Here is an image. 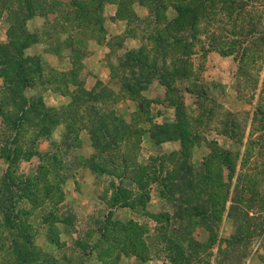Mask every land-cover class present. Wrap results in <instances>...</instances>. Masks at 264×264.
Wrapping results in <instances>:
<instances>
[{"label":"rangeland","instance_id":"1","mask_svg":"<svg viewBox=\"0 0 264 264\" xmlns=\"http://www.w3.org/2000/svg\"><path fill=\"white\" fill-rule=\"evenodd\" d=\"M104 1L33 3L48 15L37 31L27 26L32 35L24 42L42 39L49 51L66 54L71 45L74 64L59 70L44 55L25 51L43 66L40 77L36 62L29 64L33 85L25 95L32 102L42 99L46 107L40 109L58 124L46 131L27 123L16 131L0 114V143L19 154L14 161L0 158V187L8 188L6 202L0 195L5 206L0 207V264H264V0H213V7L211 0H184L200 10L210 6L193 39V54L177 55L185 65H175L159 51L161 44L177 42L164 32L177 10L167 0H120L128 36L141 40L139 50L121 53L123 35L108 41L111 53L120 55L111 79L123 83L120 92L103 82L87 90L79 78L88 39L105 38L96 24L98 16L103 20ZM135 1L145 5L146 16L135 13ZM25 2L0 0V87L9 75L4 63L11 59L1 46L11 50L13 14ZM62 32L70 37L64 39ZM190 34L181 33L183 40L192 42ZM137 55L149 61L137 62ZM154 66L174 73L175 67L186 68L188 75L147 97L142 90L147 79L137 78L157 73ZM71 83L80 87L74 93ZM52 92L66 100L51 105L45 97ZM4 95L0 89V99ZM96 95L106 99L89 101ZM127 96L139 110L125 118L115 106ZM161 96L175 113L158 123L152 103L161 102ZM1 111L9 116L13 105L1 104ZM112 113L126 127L107 117L101 147L92 140L93 154L86 157L84 129L91 135V124L99 127L100 118ZM181 120H189V127L180 126ZM181 127L196 136L186 152ZM81 169L91 173L78 174Z\"/></svg>","mask_w":264,"mask_h":264},{"label":"trees","instance_id":"2","mask_svg":"<svg viewBox=\"0 0 264 264\" xmlns=\"http://www.w3.org/2000/svg\"><path fill=\"white\" fill-rule=\"evenodd\" d=\"M34 1H38V0H26L25 2L26 6L23 5L21 7L22 9H19V14H13L14 21L12 22L11 27H13V33L15 34V39H13L14 41H11V50L7 49V47L5 46H1V48H3L2 51L5 52V54H7L9 58L11 59L9 60V63H4L7 66V68L9 67L7 70V73H9V75L3 74L5 75L4 76L5 83L2 87H0V89L4 92L5 95L3 98L0 99V105L1 104L13 105L14 112H11V111L8 112L9 116H7L3 111H1L0 114L2 115L3 118H5L6 116L7 119H9V122L13 124V129H15L16 131L21 130L22 127L24 128V126L27 123L28 124L34 123V126L35 125L43 126V128L46 129L47 131L49 127H51V125L53 124L56 125L59 122V121L53 120L52 118H49V114L43 111L44 109L42 110L40 109L41 107H46L42 99L40 101L32 102L25 95V89L33 85V78L31 77L32 71H30L31 69L28 68L29 64H31V62H34V61L36 62L35 63L36 65L35 73L38 72L40 77H42V71H43V66L41 65V59L35 58V57H30V58L25 57V49L29 45H31L32 43H35L38 40L37 38H35L33 39V41L24 42L25 39L31 37L32 35L31 33L29 34V31L27 30L28 20L37 14L43 15L45 17L48 15V12H45L42 9L38 11V9H36V4H33ZM167 2L171 4L177 10L178 15L175 20L166 22V27H165L164 32H166L167 37H170L177 42L172 46L170 43H167L166 47L163 44H161V46L159 47V51H161L164 59H166L167 57H171V59L174 60L173 62L175 63V65L176 63H179V62L185 65L186 62H184L177 55L188 56L190 54H193V51L190 52L191 48L193 49V46H194L193 39H197V35L199 34V23L201 19L204 17L205 18L209 17L208 13H210L209 11L210 6L207 5L205 7H202L200 10L197 7H195L194 1H191L192 3L188 6L183 3L184 0H167ZM199 5L201 4L199 3ZM214 5L215 4L213 0H211V7H213ZM102 7L103 5L101 6L99 13H102V9H103ZM96 11H98L97 8H96ZM91 19L92 17H90L88 21L90 22ZM97 21L98 23L96 24H99L103 27V20L101 19V17L98 16ZM77 28L80 29L82 28V26H78ZM89 28H91L90 25H89ZM100 29L101 31H103V28L100 27ZM183 32L192 33L190 34V38H191L190 40H192V42L191 41L188 42L187 39L183 40L184 38H182V35H181V33ZM160 39L164 41L166 38L162 34L160 36ZM18 40H21V42H17ZM185 41L186 43H184ZM168 48H170L171 51L168 50ZM135 60L137 62L138 61L143 62L145 60L149 61V57H146V59H144L137 55L135 56ZM156 68H157L156 66L153 67V69H156ZM157 69L159 70V68ZM158 70H157V73L153 72L152 75L150 73H149L150 75H148L147 73L139 75V77L137 78L138 80L140 78L147 79L142 90H145L153 79H158L163 85H165L167 88L170 89L173 83L175 82L176 77H179V76L187 77L188 75V71L186 68L178 69L175 67L176 73L166 72V69H162V70L160 69L162 72H159ZM133 79L137 80L136 77H134ZM124 86H125V89L132 88L131 85L129 84L127 85L125 84ZM86 93L88 96H91L90 94L92 92H86ZM102 99H106V95L104 96L96 95L94 98H91L89 101L98 103ZM107 117H110L112 121L118 122L122 126L126 127V123L123 120H119L117 118V115H115L114 113L109 114L108 116L106 115V117L104 116L100 118L99 127L96 126L93 122L91 124L93 128L91 127L90 133L92 136L93 145L97 149L98 147H101L99 134L103 132L104 128L106 129L108 125ZM69 124L71 123L69 122ZM184 125H187V127H189L190 125L189 120H186V122L181 120L180 126L183 127ZM182 127L179 128L178 132H180L179 137L182 139L183 146L185 148L184 152H186L188 150L189 143H191L192 139H194L196 136L191 133L190 129L182 128ZM124 131L126 133H129L127 129H124ZM140 142L141 140H138V144ZM12 143L17 144L18 137L13 138ZM6 144L8 143L7 142L5 144L0 143V152H2L0 153V158H5L11 161L18 160L19 154L13 153V150L9 147V145H6ZM17 150H19V148H17ZM15 152L21 153V150L15 151ZM213 152H216L215 148H213ZM213 157L214 155L211 156V158ZM210 162L211 161L209 160L206 163L208 167V171L211 166ZM21 184L30 186L33 183L28 184V183H25V181L23 180L21 181ZM4 192H8V188L6 185H4V187H0V195L4 199L3 202L4 201L6 202L7 198H5ZM122 193H123L124 198L128 197L127 191L123 190ZM0 207L4 209L5 206L2 204L0 205ZM26 242L31 243V241L30 242L26 241ZM194 245L197 246V248L200 247V244L197 242H194Z\"/></svg>","mask_w":264,"mask_h":264},{"label":"crops","instance_id":"3","mask_svg":"<svg viewBox=\"0 0 264 264\" xmlns=\"http://www.w3.org/2000/svg\"><path fill=\"white\" fill-rule=\"evenodd\" d=\"M135 4V5H134ZM102 9L103 16V35L105 38L91 37L88 39L87 49L88 52L83 55L81 60V68L79 72V78L82 81L83 86L87 90L96 89L98 82H103L114 89L116 92H120L123 89V83H113L111 81L114 67L119 63L120 56L118 53H111L112 48L108 41L113 36H124L122 43L119 45V53L122 51L128 50H139L141 46V40L135 36H128L129 20L127 16L121 14V3L120 0H105ZM134 11L140 17L147 15L148 11L145 5L134 2ZM45 21V16L35 15L28 20L27 26L28 30L31 32L37 31L39 27H42ZM66 39L69 37L67 32L61 33ZM47 44L42 39H38L35 43L29 45L25 51L30 55H44L50 62L53 67L59 70H70L74 64V48L70 45L69 49L60 51H49L46 49ZM80 88L76 83H71L69 89L72 93L76 92ZM163 90L165 91V85H163L158 79H153L148 87L143 90L147 97H149L152 91L154 90ZM186 90V87H185ZM147 93V94H146ZM149 95V96H148ZM68 98H71V95H67ZM152 97V96H150ZM51 99V100H49ZM161 102L152 103L155 104L152 107V116H154L155 122L162 123L168 120L167 115H174L175 110L173 107H170L165 103V96H161ZM66 100L64 95H58L56 93H50L45 101L51 103L54 106H60L62 102ZM167 105V106H166ZM116 113L121 114L123 117L128 118L131 114L139 110V106L131 97L127 96L116 103L115 106ZM85 133L82 134L83 145L89 152L85 155L86 157H91L92 152V138L86 129ZM147 135V136H146ZM145 138L153 140V134L150 131H145ZM172 142V141H169ZM87 171L91 173L89 169L78 170V174L82 171ZM76 186V182H74Z\"/></svg>","mask_w":264,"mask_h":264}]
</instances>
